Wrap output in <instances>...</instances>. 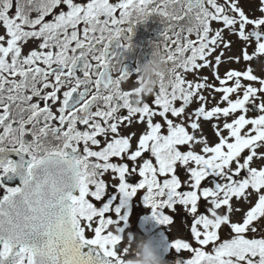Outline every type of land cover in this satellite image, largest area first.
I'll return each instance as SVG.
<instances>
[{
  "label": "snow or ice",
  "instance_id": "6c2138e0",
  "mask_svg": "<svg viewBox=\"0 0 264 264\" xmlns=\"http://www.w3.org/2000/svg\"><path fill=\"white\" fill-rule=\"evenodd\" d=\"M258 11L241 0H0V264H129L128 237L149 224L174 264H264V78L250 65L218 71L226 30L246 42L244 61L264 55V0ZM152 16L168 66L145 93L118 50ZM222 118L209 144L201 121ZM135 124L139 135L122 131ZM182 214L191 240L170 238Z\"/></svg>",
  "mask_w": 264,
  "mask_h": 264
},
{
  "label": "rangeland",
  "instance_id": "374dc122",
  "mask_svg": "<svg viewBox=\"0 0 264 264\" xmlns=\"http://www.w3.org/2000/svg\"><path fill=\"white\" fill-rule=\"evenodd\" d=\"M218 2L224 3V0H218ZM241 6L244 8L246 13L249 14L250 16H252L253 18L261 15V13L258 11L259 0H252V2H245V0H241ZM212 27L213 28H219V27H221V25L216 23V22H213ZM249 27H251V26H249ZM224 36H225L226 40L232 41V44H231V47L229 49H223V51H224V56L222 57L223 62L220 64L219 69H218L220 75L223 76L225 71L228 69L245 70L246 67L248 65H250L253 68L255 75H257L261 78H264V55L257 56L252 61H244L242 50L246 46V42H244L240 38H238L237 35L230 34L227 30L224 32ZM193 38H195V37H193ZM255 48H256V44H255V41H253L251 43V45L248 46L249 54H252L255 51ZM219 51L220 50L218 49L216 54H219ZM237 56L241 57V59L238 63L235 60H229L228 59L229 57H237ZM199 75L200 76H208L209 82L215 83L217 86H219V82L214 80L212 72L209 68H205V69L200 70ZM188 78L192 79L193 76L191 74H188ZM231 83L232 82H229V84H231ZM243 83L246 84V83H248V81H243ZM256 86L258 87L259 85L257 84ZM204 94L208 95V92L205 91ZM214 95H215V100H211V103L208 105L209 108L214 106L216 104V102L220 100V97L222 94L221 93H215ZM210 99H211V97H210ZM178 105H179V102H178ZM221 106H226V104H222ZM196 107H198V104L194 102L192 105H190V107L187 109V111L191 112ZM248 115L249 116H255V114L253 112H250ZM201 123H202L203 135L207 137L209 144H215L216 142H218V138H217V136H216V134L212 128V124L218 123L222 126L223 118L219 121L214 119L213 121H207V122L201 121ZM190 131H191V129H190ZM199 134L200 133L198 132L197 135H199ZM224 134L227 135V131H225ZM200 148H201V145L195 146L196 151H199ZM256 163L259 164L260 162L257 161ZM241 207L246 209L248 207V205L241 203ZM201 211H205V205L203 202L201 203ZM187 219H188L187 225L190 226L191 217L187 216ZM233 219H235V220L240 219V214L237 213L233 217ZM260 224L264 225V220H261ZM262 234H264V233H262ZM169 235H170V238H173V239L176 237H184L185 238L187 236L188 239L191 240V235L188 231V228L186 227V230H183L179 224V219H178L176 225L170 230ZM249 235H251V233ZM224 236H225V238L227 237V229H225ZM194 246H196L195 243H194ZM181 256L183 258H189L191 256V253L182 252ZM171 257L173 258V260H175L176 254L172 253Z\"/></svg>",
  "mask_w": 264,
  "mask_h": 264
},
{
  "label": "flooded vegetation",
  "instance_id": "af4514ba",
  "mask_svg": "<svg viewBox=\"0 0 264 264\" xmlns=\"http://www.w3.org/2000/svg\"><path fill=\"white\" fill-rule=\"evenodd\" d=\"M35 15V13L33 14ZM132 27V32H126V35L131 37L132 40V47L127 50H118L122 53V58L124 64L127 66L128 70L135 74V69L137 68L139 63L146 62L151 58V54L153 51V44L154 42L159 41L162 37L160 36V32L163 30V24L161 23L159 17L152 16L149 19L140 22L139 24L130 25ZM4 31L3 28H0V34H2ZM35 46V42H30L27 44L24 48V53L27 54V52ZM116 73H114L115 75ZM135 80V76L131 77L128 82H125L123 87L128 88L132 85V82ZM148 102L151 103V98H148ZM125 114V113H122ZM157 120H160L159 117L156 118ZM145 129L144 124H135L130 128H122V131L127 134L129 132H136L137 135L142 133V131ZM2 131V129H0ZM28 139H31L29 136ZM133 144L135 145V140L133 141ZM134 181L139 179L137 176H133ZM106 180L109 181V183H115V181L111 180V176L107 175ZM2 191V190H0ZM111 191V189H110ZM139 199V197L137 198ZM99 206V205H98ZM143 212H147L148 209L143 208L141 209ZM134 223L133 225H135ZM141 234H145L144 231H139ZM136 232L135 236L139 233ZM129 239V237H128Z\"/></svg>",
  "mask_w": 264,
  "mask_h": 264
},
{
  "label": "clouds",
  "instance_id": "9594fccd",
  "mask_svg": "<svg viewBox=\"0 0 264 264\" xmlns=\"http://www.w3.org/2000/svg\"><path fill=\"white\" fill-rule=\"evenodd\" d=\"M167 58L162 47L153 44L151 58L146 62L139 63L135 74L141 80V86L145 93L150 92L157 83L158 73L167 69ZM131 264H171L166 255L161 256L150 244L138 245L135 257H131Z\"/></svg>",
  "mask_w": 264,
  "mask_h": 264
}]
</instances>
